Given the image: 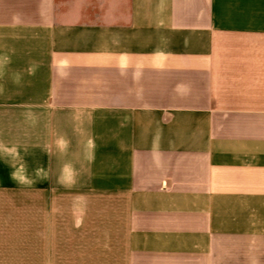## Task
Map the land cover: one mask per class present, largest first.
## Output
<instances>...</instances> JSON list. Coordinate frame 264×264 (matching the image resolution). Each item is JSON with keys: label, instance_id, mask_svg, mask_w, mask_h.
Masks as SVG:
<instances>
[{"label": "crops", "instance_id": "crops-1", "mask_svg": "<svg viewBox=\"0 0 264 264\" xmlns=\"http://www.w3.org/2000/svg\"><path fill=\"white\" fill-rule=\"evenodd\" d=\"M0 264H264V0H0Z\"/></svg>", "mask_w": 264, "mask_h": 264}]
</instances>
